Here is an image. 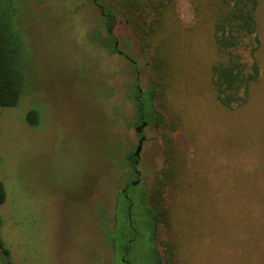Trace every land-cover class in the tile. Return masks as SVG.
Instances as JSON below:
<instances>
[{
	"label": "rangeland",
	"instance_id": "rangeland-1",
	"mask_svg": "<svg viewBox=\"0 0 264 264\" xmlns=\"http://www.w3.org/2000/svg\"><path fill=\"white\" fill-rule=\"evenodd\" d=\"M20 3L30 57L19 103L0 109L2 239L14 264H109L98 210H110L128 176L134 73L94 37L99 11L90 1ZM176 12L183 30L194 26L190 0H177ZM258 17L263 37L264 0ZM116 21L114 33L138 61L144 88L155 78L154 52L121 15ZM176 39L170 89L155 106L165 120L145 130L149 142L137 165L147 189L170 158L185 166L165 179L160 239L173 241L172 251L176 244L170 264H264V51L254 99L228 109L211 86L210 33L183 31ZM30 108L41 109L37 126L26 120Z\"/></svg>",
	"mask_w": 264,
	"mask_h": 264
},
{
	"label": "trees",
	"instance_id": "trees-1",
	"mask_svg": "<svg viewBox=\"0 0 264 264\" xmlns=\"http://www.w3.org/2000/svg\"><path fill=\"white\" fill-rule=\"evenodd\" d=\"M190 1L195 10V24L187 31L178 21L177 0H105L106 5L101 4L104 15H100V21L105 31L112 28L114 17L119 14L130 24L139 40L154 52L151 65L155 78L142 96L133 90L140 98L133 99L135 124L141 117L149 125L164 123L163 114L155 106L163 104L167 98L176 38L183 31L191 35L203 30L210 33L214 53L208 71L220 105L228 109L239 108L250 104L255 97V86L262 69L260 55L264 51V36L258 17L262 0ZM20 12V0H0V109L15 107L25 88L30 48L25 25L20 23ZM106 34V40L111 42L113 35ZM40 116L41 109L30 108L26 112V120L33 126L38 125ZM172 160L169 159V167L162 168L155 176L150 189L141 184L130 186V210L121 193L116 194L112 211L98 210L102 223L101 241L111 249L109 264H170L176 244L174 242L172 251L173 241L164 243L160 239V229L168 217L162 191L165 179L174 180L182 175L185 167ZM135 189L139 193L135 194ZM5 200L6 191L0 180V206ZM134 203L140 212L137 219L132 212ZM2 225L0 213V264H14L1 236ZM144 235L148 243L143 248L141 239ZM137 251H140L138 257L135 256Z\"/></svg>",
	"mask_w": 264,
	"mask_h": 264
},
{
	"label": "flooded vegetation",
	"instance_id": "flooded-vegetation-1",
	"mask_svg": "<svg viewBox=\"0 0 264 264\" xmlns=\"http://www.w3.org/2000/svg\"><path fill=\"white\" fill-rule=\"evenodd\" d=\"M89 1L99 11V19L97 21V25H96V28H95L94 34H93L94 37L96 38L97 41H100L99 39L102 40L101 45L109 52V54L116 55L117 57L123 58L129 64L130 69L134 73V79H133V82L130 83V85H129V92L130 93H129V99L128 100L132 103H133L134 98H137L138 100H140V98H138V96H136L134 94L133 90L136 89L139 92L140 96H142V92L147 91V85L148 84L146 83V85H144V88H141L140 84L142 83V80L140 78V71L138 68L139 63H138V61L129 57L127 55L126 51L124 49H122V47L120 45V40L114 33L115 24L117 22L116 21L117 16L114 17V24H113L112 28L105 31L104 24L100 21V15L101 16L104 15L103 6L101 5L100 2H98V0H84V6ZM108 32L113 35L111 42L106 40V35H107L106 33H108ZM144 123H145V125L142 126V124H144ZM132 125L134 128L133 134L136 136V140L134 142V148H132L130 155L125 156L124 163L128 167V176L126 177V179L123 183V187L118 192V193H121V196L127 200L128 204H129L127 206L128 210L131 209V203H130L131 198L128 195V189L130 188V186H136L137 184H140V181L138 179L139 171L137 169V165L139 163L141 153L144 149V146H146L149 142L147 135L145 133V130L147 129L148 126H151L145 120H143L142 117H141V120L138 124H135V121H133ZM150 143H151V141H150ZM114 203H115V201H114ZM114 203H113V205H114ZM113 205L110 208L111 211L114 207ZM99 221H100V224H102L100 217H99ZM129 221H130V218H129Z\"/></svg>",
	"mask_w": 264,
	"mask_h": 264
},
{
	"label": "water",
	"instance_id": "water-1",
	"mask_svg": "<svg viewBox=\"0 0 264 264\" xmlns=\"http://www.w3.org/2000/svg\"><path fill=\"white\" fill-rule=\"evenodd\" d=\"M143 125H145V123H144V124H142V126H143Z\"/></svg>",
	"mask_w": 264,
	"mask_h": 264
}]
</instances>
